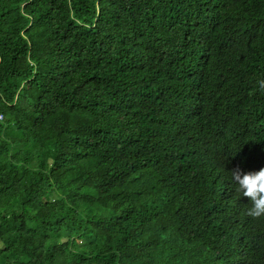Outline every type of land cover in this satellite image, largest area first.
Wrapping results in <instances>:
<instances>
[{
	"label": "trees",
	"instance_id": "16d2710c",
	"mask_svg": "<svg viewBox=\"0 0 264 264\" xmlns=\"http://www.w3.org/2000/svg\"><path fill=\"white\" fill-rule=\"evenodd\" d=\"M258 79L264 0H0V264H264Z\"/></svg>",
	"mask_w": 264,
	"mask_h": 264
},
{
	"label": "clouds",
	"instance_id": "9594fccd",
	"mask_svg": "<svg viewBox=\"0 0 264 264\" xmlns=\"http://www.w3.org/2000/svg\"><path fill=\"white\" fill-rule=\"evenodd\" d=\"M256 91L264 93V79L256 81V86L249 95H254ZM230 173L231 180L237 185L236 193L250 198L251 204L246 215L254 219L264 218V169L245 174L237 168Z\"/></svg>",
	"mask_w": 264,
	"mask_h": 264
},
{
	"label": "built area",
	"instance_id": "2783aa9c",
	"mask_svg": "<svg viewBox=\"0 0 264 264\" xmlns=\"http://www.w3.org/2000/svg\"><path fill=\"white\" fill-rule=\"evenodd\" d=\"M3 115L0 113V119H2Z\"/></svg>",
	"mask_w": 264,
	"mask_h": 264
}]
</instances>
